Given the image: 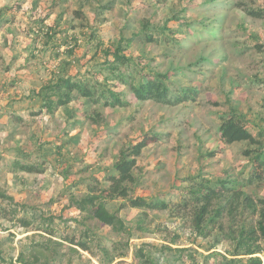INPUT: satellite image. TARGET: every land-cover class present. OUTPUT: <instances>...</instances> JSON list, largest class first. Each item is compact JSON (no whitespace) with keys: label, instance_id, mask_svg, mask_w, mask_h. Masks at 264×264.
<instances>
[{"label":"rangeland","instance_id":"374dc122","mask_svg":"<svg viewBox=\"0 0 264 264\" xmlns=\"http://www.w3.org/2000/svg\"><path fill=\"white\" fill-rule=\"evenodd\" d=\"M251 10L264 0H0V264H143L141 251L157 264H264V18ZM146 30L159 40L127 43ZM120 44L126 63L107 53ZM150 72L168 74L172 96L189 87L195 98L137 99L132 85ZM68 76L100 102L76 94L48 111L51 85ZM109 89L129 105H106ZM233 113L257 142L222 140ZM145 134L157 139L137 157L127 197L102 199L123 226L80 208ZM207 182L228 189L204 236L193 190ZM136 197L168 206L133 207Z\"/></svg>","mask_w":264,"mask_h":264},{"label":"trees","instance_id":"16d2710c","mask_svg":"<svg viewBox=\"0 0 264 264\" xmlns=\"http://www.w3.org/2000/svg\"><path fill=\"white\" fill-rule=\"evenodd\" d=\"M255 17L264 18V10H251L249 11ZM146 25V24H145ZM148 29V26H145ZM167 30V31H166ZM171 29L168 26L163 27V31L166 32H175L170 31ZM135 38V39H134ZM170 39V38H169ZM159 37L153 35L152 32L145 31L144 33H138L133 36V39H128L127 43L130 44L132 41H142V42H153L158 41ZM171 41H174L179 45V37H171ZM175 44V45H176ZM108 55L113 54L115 60L122 63H126L127 59L123 54V45H118L114 50L111 48L107 51ZM169 76L167 73H146L142 81L138 85H132V90L135 97L139 100H149L153 99L166 104H179L187 100L195 98L197 90L194 88H186L180 92L179 95L172 96L171 89L168 85ZM52 93L56 94L59 98L52 99V94L47 98L45 102V107L48 111L52 112L55 107L63 106L69 104L76 94L87 97L94 102H100V97L97 96V90L95 87L89 85L87 82L75 79L70 76L62 77L59 81L51 85ZM109 97L106 99L105 104L110 106H127L129 101H127L120 92L115 91L114 89H109ZM221 138L226 143H233L237 141H250L252 143L257 142L255 135L250 131L241 118L233 113L229 118L223 121L220 126ZM157 139L155 134H145L138 142L132 145L127 151H122V154L119 160L115 163V173L109 176V181L111 182L110 187L104 189L106 196L103 191L100 195H91L85 199L78 201V205L83 210L90 211L91 216L98 218L106 224L113 226H123V220L117 213L110 212L103 203L102 199L104 198H114L116 196L127 197L128 187L125 185L126 182L135 181V175L133 173L134 168L137 165V157L142 153V150L152 141ZM255 161H258V166L264 165V153H259L255 156ZM15 168L27 172H39L40 167L34 164L23 163L20 161H15ZM201 186L195 188L193 193L195 195V201L201 203V206L197 210L195 217V224L199 232L204 236L208 235V230H211V226L217 222V219L221 215V210L218 208L216 214L212 215L210 213L209 207L213 204L214 199L220 198L225 191L228 189L224 183H217L216 185H211L207 183H200ZM261 203L264 204V199H261ZM90 204V205H88ZM130 204L133 207H145V208H167L168 204L164 200H148L145 197H136L130 199ZM208 216V221L206 224L204 221ZM211 225V226H210ZM259 230L262 237H264V220L262 219L259 222ZM255 232V230L250 233ZM244 239V238H243ZM241 239V240H243ZM243 242V241H240ZM82 245L84 243H81ZM260 252V248H249L248 253L254 254ZM140 259L143 260V264H157L156 261L151 256H146L143 251L140 253ZM262 259L260 257H255L252 259L253 264H261Z\"/></svg>","mask_w":264,"mask_h":264}]
</instances>
